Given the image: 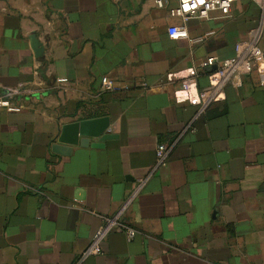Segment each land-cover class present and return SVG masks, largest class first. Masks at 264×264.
<instances>
[{
	"label": "crops",
	"instance_id": "0c3cea01",
	"mask_svg": "<svg viewBox=\"0 0 264 264\" xmlns=\"http://www.w3.org/2000/svg\"><path fill=\"white\" fill-rule=\"evenodd\" d=\"M177 4L0 0V96L25 90L19 111L0 107V264H264V56L205 111L176 94L200 60L232 57L259 30L264 51V0L186 23ZM104 77L118 89L102 91ZM101 118L112 138L54 149L64 125ZM161 143L170 152L152 171ZM121 210L136 236L112 231L84 257Z\"/></svg>",
	"mask_w": 264,
	"mask_h": 264
},
{
	"label": "built area",
	"instance_id": "2783aa9c",
	"mask_svg": "<svg viewBox=\"0 0 264 264\" xmlns=\"http://www.w3.org/2000/svg\"><path fill=\"white\" fill-rule=\"evenodd\" d=\"M236 0H178L176 7L170 9V15L180 18L183 23L189 19H210L213 13H218L221 18H228L232 13V5ZM159 7H164L165 0H156ZM170 36L173 38L186 37L187 30L185 26H178L171 28ZM261 30L250 40L237 43L235 47V54L223 61L218 62L215 57H206L199 61V63L192 69L190 76L182 80L181 90L176 94L186 96L189 102L199 107L200 111H205L214 102H216L221 92L226 86L232 85L240 87L243 84L245 77L251 75L258 66V63L264 56V51L261 47ZM217 66L215 83L202 91L197 90L196 79L198 75L213 66ZM59 83L67 82V79H58ZM145 86V84H143ZM102 91H115L117 90L116 81L111 77H104L102 79ZM25 90L20 88H7L2 96H0V107L9 111H19L20 106L14 105L13 98L16 95L23 94ZM170 152L169 145L161 143L156 149V163L152 171H156L168 157ZM144 179L140 180L137 188L135 189L132 197L144 186ZM122 211H119L114 216H104L103 224L97 229L91 238L90 245L84 251L83 256H93L101 253V243L106 236L112 231L123 232L127 239L132 240L137 230L133 227L126 225L121 220Z\"/></svg>",
	"mask_w": 264,
	"mask_h": 264
},
{
	"label": "water",
	"instance_id": "95a60500",
	"mask_svg": "<svg viewBox=\"0 0 264 264\" xmlns=\"http://www.w3.org/2000/svg\"><path fill=\"white\" fill-rule=\"evenodd\" d=\"M31 43L36 55H40L43 51L41 43L35 37H31ZM108 128L109 120L107 118L66 124L62 128L58 144L55 145L54 149L59 153L68 155L74 145H90L91 138H99L100 142H103L113 137L107 133ZM95 145L99 146L100 143H95Z\"/></svg>",
	"mask_w": 264,
	"mask_h": 264
}]
</instances>
